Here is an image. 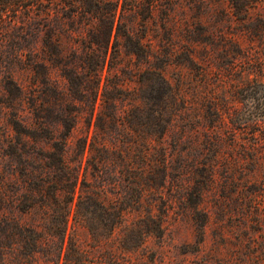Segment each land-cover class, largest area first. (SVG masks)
<instances>
[{
	"label": "rangeland",
	"instance_id": "obj_1",
	"mask_svg": "<svg viewBox=\"0 0 264 264\" xmlns=\"http://www.w3.org/2000/svg\"><path fill=\"white\" fill-rule=\"evenodd\" d=\"M51 1L49 16L0 19V264L16 257L4 219L47 222L49 207L20 206L37 194L41 181H33L58 146L78 177L77 194L124 209L108 236L124 256L116 264H264V193L255 191L264 149L194 148L209 113L239 105L236 85L264 80V0H98L100 12L82 9L83 0ZM109 8L119 26L105 55L91 35H100ZM126 34L141 37L145 56L129 50ZM88 54L102 59L94 99L81 66ZM159 75L176 97H159ZM239 167L249 184L237 178ZM245 195L263 209L248 212ZM149 214L162 221V235L144 233L142 244L121 251ZM93 223L109 235L99 218ZM74 229L89 247L87 228Z\"/></svg>",
	"mask_w": 264,
	"mask_h": 264
},
{
	"label": "trees",
	"instance_id": "obj_2",
	"mask_svg": "<svg viewBox=\"0 0 264 264\" xmlns=\"http://www.w3.org/2000/svg\"><path fill=\"white\" fill-rule=\"evenodd\" d=\"M52 2L51 0H47V2L45 0H0V19L3 20L9 13L12 16L23 13L30 18L34 10L37 11L35 14L39 15L44 12L49 16V12H51L49 7ZM81 3V8L85 11L100 12L98 0L97 2L83 0ZM99 19L103 20V29L100 30L98 37L95 34L91 36L96 38L94 40L96 44L101 45V52L107 55L110 46H114L115 43V41L112 42L114 26L118 27L119 23L116 22L114 9L110 8L102 11V16ZM125 36L131 43L129 50L132 53L138 56L146 55L147 52L141 37L134 38L130 34ZM105 59L106 56L103 61ZM101 60L95 54L85 55L82 60L83 80L93 83V88L90 89V95L93 99L97 93L94 86H98L99 72L102 70ZM159 79L161 80L160 98L166 95L168 90L175 97L179 94V91L174 90L168 84L165 77L159 75ZM235 93L239 105H232L225 109L216 108L215 112L209 113L210 117L207 118V123L203 129V138L196 143L195 149H264V80L256 77L248 78L235 86ZM212 115H216L217 119L214 120ZM131 116H134L132 109L125 113V117L126 120L130 118L128 123L133 125ZM62 122L67 128L70 125V120L67 117H64ZM167 122L168 119H162V122H159L161 134L164 133ZM140 125L148 126L145 123ZM196 126L193 123L191 127L194 130H199ZM257 131L261 133L259 136ZM238 132L244 133L239 138L246 139V142L238 140ZM57 148L49 153V162L45 164V168L36 175V179L33 181H41L37 187L32 189L37 194L32 192L28 196L29 205L27 207H24V204L20 206L23 210H29L37 204L44 208L49 207L47 222L27 226L18 221L3 220L6 227L14 234L15 247L12 248L16 250L14 264H116L117 258L124 256H121L120 252L118 253V247L115 249L113 245L109 244L108 236H111L115 227L122 222L124 209L116 204H105L90 193L77 194L78 177L74 175V168L66 160L64 149L60 146ZM163 164H166L165 160ZM225 168L228 178L232 177L231 165L227 159ZM237 172L239 173L237 178L249 184L250 179L245 176L248 171L239 167ZM258 180L260 186L255 191H262L259 193L262 196L264 193V173ZM196 194L198 195V193ZM245 196V207H247L248 212L263 209L261 203L254 202V197ZM94 218H99L109 235L104 236L103 233H100L99 228L93 223ZM141 221L142 225L136 227L137 231L132 237H129L128 234L124 236L120 244L121 251L142 244L144 233L162 235L163 225L159 217L149 214L146 219H141ZM76 225L87 228L90 238L87 243L89 247L80 245L73 235ZM101 249H103L102 255L105 253L104 258L101 255L96 256V252L101 251Z\"/></svg>",
	"mask_w": 264,
	"mask_h": 264
}]
</instances>
